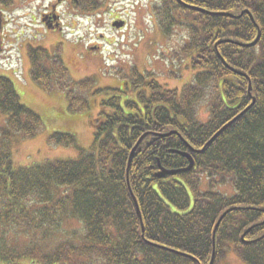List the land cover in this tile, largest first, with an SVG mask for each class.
Returning a JSON list of instances; mask_svg holds the SVG:
<instances>
[{"label": "trees", "instance_id": "obj_1", "mask_svg": "<svg viewBox=\"0 0 264 264\" xmlns=\"http://www.w3.org/2000/svg\"><path fill=\"white\" fill-rule=\"evenodd\" d=\"M70 2L88 14L109 4ZM149 7L164 37L185 32L172 54L197 70L194 79L168 88L132 72L135 97L98 102L91 148L76 158L13 164L10 141L33 136L42 120L0 74V264H209L212 250L213 264L229 250L264 264V0ZM26 53L36 83L66 91L69 104L84 102L80 92L92 79L69 89L58 51L28 46ZM50 138L75 144L63 132ZM183 152L192 170L157 176L159 165L185 167Z\"/></svg>", "mask_w": 264, "mask_h": 264}, {"label": "rangeland", "instance_id": "obj_2", "mask_svg": "<svg viewBox=\"0 0 264 264\" xmlns=\"http://www.w3.org/2000/svg\"><path fill=\"white\" fill-rule=\"evenodd\" d=\"M15 1H12L15 5L9 8L12 11L4 12L5 17L10 19L6 20L8 30L2 38L3 52L0 54L5 53L0 57L8 58L0 63V70L4 69L0 74L11 79L20 101L38 113L42 120L34 136H17L10 141L15 166L58 158H76L81 149L89 150L95 135L92 122L99 115L98 102L110 94H117L122 100L135 97L131 96L135 93L131 89L132 70L142 75L152 73L148 79H156L163 87L179 89L191 82L197 72L186 69L184 61L174 59L172 51L180 45L178 39L185 32L179 29L171 38L164 37L150 15L149 6L153 0H108V6L88 18L81 13L77 15L76 10L68 12L65 4H62L58 12L64 35L56 29L45 31V26L40 22V9L50 0ZM117 12L129 21L124 32L111 28V21ZM115 36H118L117 40ZM55 41H61L62 44L59 53L66 65L68 81L71 83L69 89L78 82L92 79L88 82L91 87L80 92L85 97L84 102L69 104L64 90L54 87L47 89L30 77L29 59L23 48L41 46L52 53L56 51ZM126 43L128 47L125 45L123 48L122 45ZM92 45L105 50L100 53L86 50L85 47ZM109 52L114 60L110 59L112 55ZM96 89H100L98 96L95 92L91 94ZM195 109L197 117L206 120L208 114L205 104L199 102ZM54 132L70 135L75 144L55 142L50 138ZM218 264L246 263L234 252H229L224 258L218 259Z\"/></svg>", "mask_w": 264, "mask_h": 264}, {"label": "water", "instance_id": "obj_3", "mask_svg": "<svg viewBox=\"0 0 264 264\" xmlns=\"http://www.w3.org/2000/svg\"><path fill=\"white\" fill-rule=\"evenodd\" d=\"M113 25L114 26H116V27H119V26H121L122 25V22H114L113 23ZM256 41V40H255ZM254 41V42H255ZM253 42V43H254ZM172 132H174V131H170V132H168L167 134H170V133H172ZM145 135H142L139 139H138V141L136 142V144L134 145V147L132 148V150H131V152H130V156H129V162H128V167H129V164H130V159H131V156H132V154H133V151L135 150V148L137 147V145L139 144V142L142 140V138L144 137ZM192 166H193V162H192V160L190 159V163H189V165L187 166V167H185L183 170H188V169H190V168H192ZM178 170H168V171H163L164 173H168V174H174V173H176ZM162 172V173H163ZM134 198V197H133ZM134 201H135V203H136V200H135V198H134ZM138 210V209H137ZM224 215V214H223ZM223 215L219 218V220L217 221V223L215 224V227H214V229H213V234H212V240H213V244H214V241H215V231H216V228L218 227V225H219V223H220V221H221V219H222V217H223ZM213 259H214V253L212 254V257H211V260H210V263L209 264H212L213 263Z\"/></svg>", "mask_w": 264, "mask_h": 264}, {"label": "flooded vegetation", "instance_id": "obj_4", "mask_svg": "<svg viewBox=\"0 0 264 264\" xmlns=\"http://www.w3.org/2000/svg\"><path fill=\"white\" fill-rule=\"evenodd\" d=\"M41 18L43 19L47 27L59 28V25L57 24V16L55 14V1L50 2L46 6V10L41 12Z\"/></svg>", "mask_w": 264, "mask_h": 264}]
</instances>
